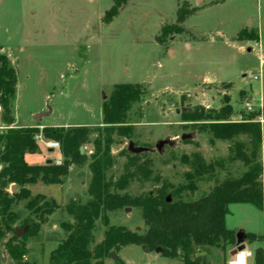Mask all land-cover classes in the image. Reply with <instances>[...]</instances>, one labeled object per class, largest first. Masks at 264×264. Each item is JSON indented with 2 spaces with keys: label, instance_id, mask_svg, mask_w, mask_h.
Listing matches in <instances>:
<instances>
[{
  "label": "rangeland",
  "instance_id": "rangeland-1",
  "mask_svg": "<svg viewBox=\"0 0 264 264\" xmlns=\"http://www.w3.org/2000/svg\"><path fill=\"white\" fill-rule=\"evenodd\" d=\"M116 1L0 0V66L1 60H7L17 75L11 102L13 119L5 122L0 106V133L10 127L42 130L61 124L91 128L89 142L83 145L87 160L76 165L72 174L74 192L63 191L58 184L43 187L47 194L43 195L55 199L59 207L37 231L35 225L45 211L43 201L33 208L28 202L42 193L31 190L32 184L24 186L31 197L12 205L16 220L12 232L0 235V264H53V252L69 235L66 226L76 223L67 204L72 199L82 204L90 199L92 173L87 165L97 152L94 142L106 126L103 106L117 84H140L141 95L126 115L128 135L114 136L110 147L114 164L106 171L107 180L118 181L128 157L136 154L128 149L131 141L147 148L140 153L141 161L150 163L151 173L149 178L137 176L125 189L113 185L112 192L136 197L165 186L171 202H191L225 180L242 178L255 166L262 167L264 185V0H121L120 5ZM114 8L118 13L110 19ZM225 96L233 106L228 121L254 118L262 123L263 141L252 164L243 158L253 150L248 135L225 140L216 137L215 120L183 119V113L196 106L221 108ZM37 113L47 115L37 120ZM15 116L20 120L17 124ZM184 134L189 137L182 139ZM36 139L39 144L54 140L42 133ZM160 141H165L161 151L157 148ZM236 143H241L242 149ZM60 150L50 152L40 144L36 152L26 153L25 159L40 165L49 158L58 159ZM197 154L213 167L190 176L194 172L189 162ZM183 185L187 189L177 192ZM20 189L16 183L8 187L10 195ZM141 209L128 205L110 210L109 225L146 233ZM251 209L264 208L239 204L232 208L229 223L234 227L252 223L261 230L259 235H264L260 229L264 216L258 212L254 217ZM97 225L94 244L103 240L108 228L100 220ZM16 229H21V236L15 234ZM224 243L198 246L196 254L204 255L210 264H222L228 246L233 250L255 247L247 234L241 243L237 238L235 244ZM11 247L17 255L10 253ZM121 257L124 264H181L183 252L178 260L132 244L124 248ZM115 264L123 262L119 259ZM248 264H254V257Z\"/></svg>",
  "mask_w": 264,
  "mask_h": 264
},
{
  "label": "trees",
  "instance_id": "trees-1",
  "mask_svg": "<svg viewBox=\"0 0 264 264\" xmlns=\"http://www.w3.org/2000/svg\"><path fill=\"white\" fill-rule=\"evenodd\" d=\"M127 0H123L126 2ZM121 0L116 4L120 5ZM118 13L114 8L110 11V19ZM17 75L7 60H1L0 66V106L3 110L5 122L12 121L11 102L15 95ZM141 95V85L132 83L117 84L110 101L103 106V123L106 125L102 135L95 140L96 154L89 164L92 178L89 186L90 199L79 203L72 199L66 206L68 214L74 217L75 225H67L69 231L67 239L55 250L51 256L53 264H105L111 252H119L128 245L145 246L146 250L161 248V253L166 257L176 258L183 252L184 264H210L204 255H197L198 246H219L223 240L224 246L235 244L237 234L226 226V216L233 203H250L258 208L264 205V185L260 180L262 167L251 168L242 178L225 180L216 185L206 196L191 202L168 201L166 187L162 186L156 192H147L140 196L131 197L112 192L111 187L127 188L128 184L137 176L149 178L151 165L148 161H141V154L136 153L128 157L124 172L113 183L107 180L106 171L114 164V157L110 147L114 136H127L125 119L131 104ZM233 114V106L229 97L225 96L224 105L219 109H206L196 106L183 113L185 121L215 120L212 127L216 137L231 140L239 134H246L253 142L251 154L244 155L247 164L254 163L257 158L262 141L263 127L260 121L250 118L240 122L228 121ZM42 133L46 138L58 140L62 145V154L65 157L61 164L49 161L45 164L31 165L25 155L36 152L39 143L36 136ZM90 126L78 125L45 126L42 130L36 126L10 127L0 133V235L12 232V223L16 215L11 211L12 205L23 199H29L31 192L24 187L26 184H35L43 181L46 184H63L74 164L83 165L87 156L81 153V146L89 142ZM238 144L242 149L241 143ZM193 169L192 175H202L212 170V164H207L204 157L197 154L189 162ZM16 183L21 186L19 192L10 195L8 187ZM187 189L183 185L177 192ZM193 189V188H192ZM43 201L45 208L34 231L41 223L47 221L59 207L55 199H47L45 195L38 194L28 202L33 208ZM141 207L145 224L148 226L146 233L140 234L125 226L109 225L107 212L123 206ZM100 220L108 228L104 232L101 242L95 243V232L98 229L97 221ZM16 234V230H15ZM14 238V237H13ZM247 238L253 242L257 237L248 233ZM5 239V238H4ZM3 239V240H4ZM94 244V245H93ZM24 252L21 251V253ZM11 254L17 255L11 247ZM119 260V259H118ZM117 260V261H118ZM255 264H264V248L255 250Z\"/></svg>",
  "mask_w": 264,
  "mask_h": 264
},
{
  "label": "crops",
  "instance_id": "crops-1",
  "mask_svg": "<svg viewBox=\"0 0 264 264\" xmlns=\"http://www.w3.org/2000/svg\"><path fill=\"white\" fill-rule=\"evenodd\" d=\"M19 121H20V120H19ZM19 121H18V117L15 116L14 124H17ZM54 125H55V124H54ZM59 125H60V124H57V125H55V126H59ZM61 125L64 126L63 124H61ZM40 144H45V143H44V141L41 140ZM40 144H39V145H40ZM45 145H46V144H45ZM46 146H47V145H46ZM48 148H49V147H48ZM49 150H50V152H53L55 149H51V148H49ZM60 152H61V150H60ZM59 159H61V160H64V159H65V157H64L63 154H62V152H61V155H60V157H59L58 159H52V158H49V159H47L43 164H45V163H47V162H49V161H52L53 163H56L57 160H59ZM84 166H85V165H84ZM87 166H89V165H87ZM76 167H78V166H76V164L72 165V166L70 167V172H69L68 176L66 177V178H67L66 181H65L63 184H58V185H57V186L61 187V189H62L63 191H64V189L66 188L67 191H70L71 194L74 192V189H75V186L71 185V183H72L71 178H72V174H73V172H74V170H75ZM47 185H54V184H46V183H44L43 181H38L37 183L32 184V186H30V189L33 190V188H34V189H37L40 193H42V194H46V192H45V193L42 192V189H45V188H43V187H46ZM46 195H47V194H46ZM68 197H70V196H68ZM239 204H250V203H233V204H231V205H230V212H229L228 215L226 216V226H227L228 229L233 230V231H235V232H237V233L240 232V231H242V232H244L245 234L253 233V234H255L257 237L262 236V240H259V239L257 238V239L254 240L253 242H250L251 245H255V247H254L253 250L247 248L249 251H251V252L253 253V255L250 256V257L248 258V262H249L250 258H253V257H254V264H255V250H256L258 247H262L261 243L264 241V235H263V234H262V235H259V232H260L261 230H259V228H257V226H256V229H255V225H253L252 223H250V225H248L247 227L242 226L241 224H240V225L238 224V226H235V227L230 225V223H229V216L232 214V211H231V210H232L233 207H235V206H237V205H239ZM251 205H253V204H251ZM253 206H255V205H253ZM263 208H264V207H263ZM251 210H252V214L254 215V217H256V216L258 215V212H262V214H263V216H264V209H251ZM260 229H262V231H263V233H264V220H263V224H262V226L260 227ZM129 246H130V245L122 247L121 250L118 252V254L116 253L117 256H118V259H120V260L123 262V264H124V261H123V259H122V257H121V253H122V251L124 250L125 247H129ZM263 248H264V246H263ZM144 250H145V249H144ZM234 251H235V250H233L232 248L230 249L229 246H228V248H227V252H226V253L230 255V258L228 259V258H227V254H226V255L224 254L226 258H224L222 264H227V261H228V263L230 264V260L233 258V254L235 253ZM156 254H158L159 256H162V253H161V252H156ZM168 258H171V257H168ZM174 259H178V258L176 257V258H174ZM110 260H111V261H110ZM178 260H180V259H178ZM180 261H181V264H184V262H183L182 260H180ZM105 262H106V264H110L109 262H111L112 264H115V263H117V260H114V259L108 257V258L105 260Z\"/></svg>",
  "mask_w": 264,
  "mask_h": 264
},
{
  "label": "water",
  "instance_id": "water-1",
  "mask_svg": "<svg viewBox=\"0 0 264 264\" xmlns=\"http://www.w3.org/2000/svg\"><path fill=\"white\" fill-rule=\"evenodd\" d=\"M45 115H47V114H46V113H37V114L35 115V119L39 120V119H41V118H42L43 116H45ZM1 121H2V119H1V117H0V123H1ZM188 137H189V135L184 134V135L182 136V139H186V138H188ZM164 143H165V141H160V142L157 144V148H158L160 151H161L162 146L164 145ZM128 149H129V151H131V152H133V153H141V152H144V151L147 150L146 147H137V146H135V144H134L133 141H131V142L129 143ZM80 150H81V153H84V146H81ZM14 188H15V185H12V188H11V189L14 190ZM170 200H171L170 197H168V201H170ZM21 232H22L21 229H16V234H17V236H21ZM244 236H245V233L242 232V231H240V232L237 233V241H238V243H241V242H242ZM143 248L146 249L145 246H143ZM235 251H236V250H235ZM235 251H234V252H235ZM156 252H161V248H157V249H156ZM109 257L112 258V259H114V260H118V256H117L116 252H114V251L111 252V253L109 254Z\"/></svg>",
  "mask_w": 264,
  "mask_h": 264
},
{
  "label": "built area",
  "instance_id": "built-area-1",
  "mask_svg": "<svg viewBox=\"0 0 264 264\" xmlns=\"http://www.w3.org/2000/svg\"><path fill=\"white\" fill-rule=\"evenodd\" d=\"M43 141V140H42ZM44 143L47 145V147L51 149H58L60 150L61 145L58 141L50 140V141H44ZM63 161L61 159L57 160L56 164H61ZM241 253H245V264H248V258L253 255L251 251H249L246 247L242 246L236 249L235 253L233 254V258L230 260V264H239L238 257ZM247 253H250V255H247Z\"/></svg>",
  "mask_w": 264,
  "mask_h": 264
},
{
  "label": "clouds",
  "instance_id": "clouds-1",
  "mask_svg": "<svg viewBox=\"0 0 264 264\" xmlns=\"http://www.w3.org/2000/svg\"><path fill=\"white\" fill-rule=\"evenodd\" d=\"M245 253H241L238 257L239 264H245ZM247 255H250V253H247ZM243 257V258H241Z\"/></svg>",
  "mask_w": 264,
  "mask_h": 264
},
{
  "label": "snow or ice",
  "instance_id": "snow-or-ice-1",
  "mask_svg": "<svg viewBox=\"0 0 264 264\" xmlns=\"http://www.w3.org/2000/svg\"><path fill=\"white\" fill-rule=\"evenodd\" d=\"M241 258H243V257H241Z\"/></svg>",
  "mask_w": 264,
  "mask_h": 264
}]
</instances>
